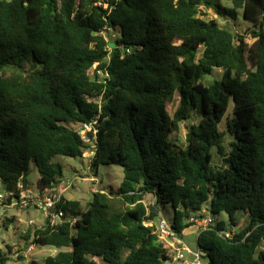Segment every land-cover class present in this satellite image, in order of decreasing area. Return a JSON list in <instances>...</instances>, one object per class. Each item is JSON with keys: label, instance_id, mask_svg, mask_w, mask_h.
I'll return each instance as SVG.
<instances>
[{"label": "trees", "instance_id": "obj_1", "mask_svg": "<svg viewBox=\"0 0 264 264\" xmlns=\"http://www.w3.org/2000/svg\"><path fill=\"white\" fill-rule=\"evenodd\" d=\"M230 3L0 0L3 190L17 198L31 189L34 163L35 191L57 195L62 166L53 157L79 158L88 150L94 173L99 165L123 170L116 190L92 193L84 207L60 196V223L21 234L26 248L59 251L26 264H163L167 249L147 223L164 204L173 208L170 226L179 235L208 204L215 222L196 236L206 264H264V0ZM201 6L232 21L241 11L257 30L236 34L206 19ZM115 29L120 37L110 49L104 34ZM213 69L221 79L205 84ZM231 101L225 152L219 125ZM182 123L179 145L170 135ZM221 213L228 223L216 221ZM13 223L4 218L0 228ZM8 260L0 249V264Z\"/></svg>", "mask_w": 264, "mask_h": 264}, {"label": "rangeland", "instance_id": "obj_2", "mask_svg": "<svg viewBox=\"0 0 264 264\" xmlns=\"http://www.w3.org/2000/svg\"><path fill=\"white\" fill-rule=\"evenodd\" d=\"M221 3L225 7H231L230 0H221ZM201 14H205L206 19L216 20L221 27L227 28L236 34H250V31H256L257 27L251 22L242 18L241 11H238V16L235 21L219 18L210 10L204 6L200 7ZM107 37L109 43L113 42V39L120 37L118 29L104 34ZM252 40H248L251 42ZM96 65L93 66V69ZM92 74V73H91ZM93 75V74H92ZM222 77V72L218 69H213L211 75L205 77V84L211 83L213 80H219ZM178 106L177 99H174L167 105V110L170 115L173 114ZM233 103H229L227 112L223 120L219 125V129L225 134L222 146L225 152L229 150L232 137L227 133L226 119L232 115ZM186 123H182L179 126V130L176 133L170 135L171 138L177 139L179 145H184V138L186 133ZM89 130V127H81L80 134L85 137V132ZM214 155L213 164L219 165L220 157L216 154V148L212 150ZM92 152L90 150L85 151L82 157L69 158L64 156H54L53 163H58L62 166V177L60 178V193L66 200H75L80 203L81 206H85L91 199L92 193L95 192H109L110 190H116L120 185L123 178V170L117 165H99L96 173L91 171L89 167L90 158ZM39 179L38 171L34 163L29 164L27 182L31 189L36 190V183ZM154 200L151 195H147L144 199V204L147 206L153 205ZM2 214V215H1ZM0 225L4 218H13L14 223L12 228H0V249L8 254L9 260L7 264H26L31 260L42 261L47 256L55 255L59 250L50 246H37L34 250L25 254L26 246L29 241H25L21 238V234L25 232L29 227L27 226L29 221H32L33 227L42 226L44 224V216L38 210L30 207L15 206L12 208H6L1 212ZM205 217H209L208 204H206L201 213ZM160 219H164L168 224L172 223L173 208L170 204H164L158 206V216L151 222L152 225H156ZM216 221L223 220L228 223V218L225 214L221 213L215 217ZM243 219V218H241ZM214 221V220H213ZM215 222V221H214ZM242 222V220H241ZM240 222V223H241ZM240 226V225H239ZM232 232L236 229L228 227ZM32 230V228H29ZM198 229L193 226L185 229L181 236L184 242L191 248L196 249V232ZM8 246L10 251L8 252ZM169 254V253H168ZM187 261H191V257L186 258ZM98 264H103L101 260H97ZM163 264H182L180 261H176L171 255L168 261Z\"/></svg>", "mask_w": 264, "mask_h": 264}, {"label": "built area", "instance_id": "obj_3", "mask_svg": "<svg viewBox=\"0 0 264 264\" xmlns=\"http://www.w3.org/2000/svg\"><path fill=\"white\" fill-rule=\"evenodd\" d=\"M128 52V50H127ZM100 74V72H98ZM102 76V75H101ZM82 138H84L82 136ZM19 188L21 185L18 186ZM11 197V202L7 203L8 197ZM59 194H52L50 191H34L33 189L21 190L17 198H15L11 193H7L3 190V187L0 183V214L6 208H12L15 206L21 207H30L38 210L44 216V224L47 221L50 227H53L60 223L63 218V213L61 210H57L55 205L60 202ZM2 215V214H1ZM0 215V216H1ZM2 217V216H1ZM75 221L72 220V223ZM189 223L194 224V226L199 228H206L209 225L213 224V219L209 217L203 218H190ZM148 226H151L152 223L148 222ZM29 228L34 229L32 221H29ZM42 226L35 227L36 229L42 228ZM153 226V225H152ZM12 228V226H10ZM154 233L157 235L159 241L167 249L168 257L173 255L176 261H180L182 264H206L202 259V254L198 249H191L183 240L182 236L179 235L175 230H173L164 219H160L156 225H154ZM225 236H230L229 232L224 233ZM37 247L35 244H29L26 248L25 254L34 250ZM187 257H191L192 260L187 261Z\"/></svg>", "mask_w": 264, "mask_h": 264}, {"label": "water", "instance_id": "obj_4", "mask_svg": "<svg viewBox=\"0 0 264 264\" xmlns=\"http://www.w3.org/2000/svg\"><path fill=\"white\" fill-rule=\"evenodd\" d=\"M108 47H109L110 49H113V48L115 47V45H114L113 43H109V44H108Z\"/></svg>", "mask_w": 264, "mask_h": 264}, {"label": "crops", "instance_id": "obj_5", "mask_svg": "<svg viewBox=\"0 0 264 264\" xmlns=\"http://www.w3.org/2000/svg\"><path fill=\"white\" fill-rule=\"evenodd\" d=\"M60 185H59V188H58V193L60 194V193H62V192H60ZM193 228V227H192ZM196 236H197V232H196Z\"/></svg>", "mask_w": 264, "mask_h": 264}]
</instances>
